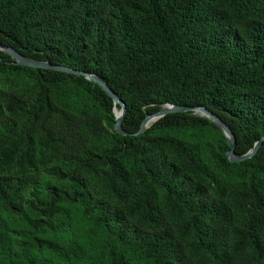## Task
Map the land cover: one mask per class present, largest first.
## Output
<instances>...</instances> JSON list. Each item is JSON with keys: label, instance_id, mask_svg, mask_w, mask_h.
I'll return each mask as SVG.
<instances>
[{"label": "trees", "instance_id": "16d2710c", "mask_svg": "<svg viewBox=\"0 0 264 264\" xmlns=\"http://www.w3.org/2000/svg\"><path fill=\"white\" fill-rule=\"evenodd\" d=\"M0 45L97 76L127 133L171 104L264 136V0H0ZM113 108L0 51V264H264V142Z\"/></svg>", "mask_w": 264, "mask_h": 264}, {"label": "water", "instance_id": "95a60500", "mask_svg": "<svg viewBox=\"0 0 264 264\" xmlns=\"http://www.w3.org/2000/svg\"><path fill=\"white\" fill-rule=\"evenodd\" d=\"M0 51L7 54L13 61L15 65L22 66V67H29L34 69H46V70H53L57 72H64L67 74H73L76 76H82L86 80L98 85L111 99L113 102V114L115 117V123L113 125L114 131L116 133H119L121 135H139L142 132H144L146 129H148L151 125H153L155 122L163 118L164 116L170 114V113H177V112H191L193 114L199 115L201 117H204L208 120H210L212 123H214L223 133L224 137L226 138L230 149L226 153V156L230 162H241L245 159L253 157L259 148L262 146L264 142V136L258 140L252 147L251 150H249L245 155L243 156H236L234 154V147H235V138L229 128L214 114H212L209 110L205 108H189V107H180L176 105L167 104L164 105L160 110L155 112L154 114L146 116V118L141 123L139 131L136 133H127L122 129L121 123L125 114V105L124 103L107 87L105 83H103L97 76L92 74H86L80 71H76L74 69L62 67V66H55L48 62H37L32 61L30 59H27L26 57L20 55L15 50L0 45ZM116 107H119V109H116Z\"/></svg>", "mask_w": 264, "mask_h": 264}]
</instances>
